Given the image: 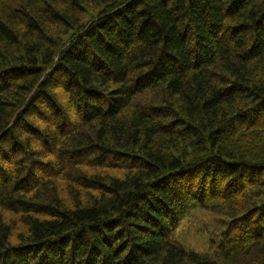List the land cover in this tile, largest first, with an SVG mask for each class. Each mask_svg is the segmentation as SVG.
<instances>
[{
    "label": "trees",
    "instance_id": "16d2710c",
    "mask_svg": "<svg viewBox=\"0 0 264 264\" xmlns=\"http://www.w3.org/2000/svg\"><path fill=\"white\" fill-rule=\"evenodd\" d=\"M0 264H264V0H0Z\"/></svg>",
    "mask_w": 264,
    "mask_h": 264
},
{
    "label": "rangeland",
    "instance_id": "374dc122",
    "mask_svg": "<svg viewBox=\"0 0 264 264\" xmlns=\"http://www.w3.org/2000/svg\"><path fill=\"white\" fill-rule=\"evenodd\" d=\"M98 12L99 9L95 12V15H93V12H90L86 18H95ZM98 173H108L110 175L123 176L124 171L118 169H106L105 171H98ZM58 185L61 196L65 197L66 200L70 202H72V191L76 188L78 189H76V191H74L73 193L81 195V199H85V197L90 192L96 193L94 191L85 190L80 187H74V185L72 187L66 180H59ZM232 193L236 194L237 192L233 191ZM224 216L222 213H219L217 211H210L201 207L192 210L186 217H184V219L178 226L176 230V241L179 242L182 246L199 253H213L214 250L211 249L212 247H210L212 244V237L216 236L218 233L221 234L223 230H225L228 226V222L225 221L226 217ZM4 218L7 223L15 227L13 231L15 232L14 241L17 237H20L21 235L26 233V228L18 222V219H16L15 216L11 214H5Z\"/></svg>",
    "mask_w": 264,
    "mask_h": 264
}]
</instances>
